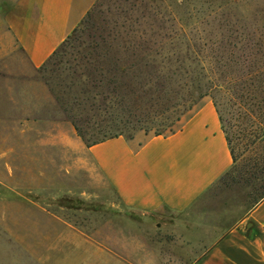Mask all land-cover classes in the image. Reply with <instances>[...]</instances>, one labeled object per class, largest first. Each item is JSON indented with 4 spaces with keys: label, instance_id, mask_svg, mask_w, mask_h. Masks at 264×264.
Returning <instances> with one entry per match:
<instances>
[{
    "label": "rangeland",
    "instance_id": "1",
    "mask_svg": "<svg viewBox=\"0 0 264 264\" xmlns=\"http://www.w3.org/2000/svg\"><path fill=\"white\" fill-rule=\"evenodd\" d=\"M13 2L0 0V264H38V238L46 222L33 205L76 224L111 230L129 220L157 242L159 252H172L174 264L194 259L246 216L255 205L246 180L255 160H264V0H95L90 25L82 29L80 23L52 59L55 65L45 70L29 64L8 30L4 16ZM163 19H178L186 27L162 30ZM150 30L170 35L167 54L183 61L190 76L207 81L208 95L195 99L192 110L207 100L216 106L235 160L178 214L125 209L83 151L85 144L49 86L67 82L66 67L95 47ZM149 117L142 124L147 128H134L133 119L119 126L126 127L123 135L135 147L157 133L170 134L155 130L161 118ZM99 130L102 126L85 129L97 137ZM24 145L45 148L28 158ZM23 183L31 184L29 192L21 189Z\"/></svg>",
    "mask_w": 264,
    "mask_h": 264
},
{
    "label": "crops",
    "instance_id": "2",
    "mask_svg": "<svg viewBox=\"0 0 264 264\" xmlns=\"http://www.w3.org/2000/svg\"><path fill=\"white\" fill-rule=\"evenodd\" d=\"M94 3L95 0H14L4 20L29 64L39 68ZM23 148L29 158L32 152L45 147ZM83 151L120 204L142 215L185 212L232 165L218 112L209 100L172 134L152 136L137 147L118 136L84 145ZM12 180L8 178L9 183ZM35 185L39 187L40 183ZM30 188V183L21 185L27 192ZM29 207L39 211L46 222L38 238V264H174L172 252H159L156 240L155 244L145 237L129 220L111 230L106 225L76 224L50 215L43 208ZM186 264H264V198Z\"/></svg>",
    "mask_w": 264,
    "mask_h": 264
},
{
    "label": "trees",
    "instance_id": "3",
    "mask_svg": "<svg viewBox=\"0 0 264 264\" xmlns=\"http://www.w3.org/2000/svg\"><path fill=\"white\" fill-rule=\"evenodd\" d=\"M95 7L96 3L87 12L86 19L80 22L82 29L90 25ZM166 7L168 9L169 5L166 4ZM173 27L181 30L186 24L178 19H163L159 28L168 31ZM67 39L39 67L41 70H45L48 65H55L52 59L67 46ZM114 40L115 43L95 47L87 55L74 59L66 67L70 71L67 82L49 84L51 88H56L52 89L55 99L77 136L85 146H91L124 136L122 128L126 127L119 126L130 123L129 119L135 121L134 128H147L142 124L150 122L149 116L152 119L156 116L161 118L156 123V131L174 133L175 122L181 121L185 112L193 109L195 99L208 95L207 81L204 82L203 76H190V71L180 64L181 61L167 54V47L173 44L166 32L163 35L151 30L138 34L124 33ZM196 110H192L184 122ZM140 117H146L147 120L143 121ZM99 126H102V130L98 131L99 137L85 131ZM225 138L233 163V152L226 135ZM251 170L246 181L255 194L256 205L264 198V160H255Z\"/></svg>",
    "mask_w": 264,
    "mask_h": 264
}]
</instances>
